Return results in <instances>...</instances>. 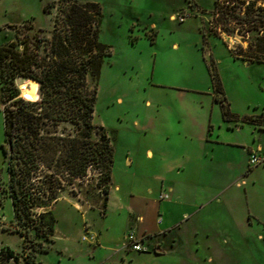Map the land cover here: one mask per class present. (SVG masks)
Returning <instances> with one entry per match:
<instances>
[{
    "label": "rangeland",
    "instance_id": "obj_1",
    "mask_svg": "<svg viewBox=\"0 0 264 264\" xmlns=\"http://www.w3.org/2000/svg\"><path fill=\"white\" fill-rule=\"evenodd\" d=\"M72 1L0 0V46L13 40L51 38L60 6L67 7ZM76 1L98 3L101 8L99 40L111 53L102 66L95 123L105 127L111 137L114 183L122 187V192L116 193L126 202L131 196L145 195L149 186L160 184L157 173L147 168L146 150L152 148L157 154L165 147L168 151L179 148V141L164 140L173 128L170 111L176 105L191 106L197 100H206L207 94H212L211 73L219 76L233 113L258 118V123L241 129L242 137L253 140L264 130V63L235 59L232 49L248 47L240 35L223 34V39L214 35L216 0ZM46 6L50 13L45 11ZM29 81L18 79L17 83L20 89L25 84L35 96L37 88ZM21 94L30 96L26 89H21ZM1 99L0 89V252L10 248L24 259L42 245L49 247L48 252H35L36 261L42 264H96L107 254L103 248L95 253L98 235L104 233L106 243L121 246L129 230L135 228L134 223L127 224L119 213L104 217L106 194L101 170L93 164L87 176L72 183L63 181L59 199L35 209L37 217L43 215L45 221L50 216L55 218L54 244L35 233L25 239L16 232L18 225L7 189ZM62 132L75 135L77 128L63 124L59 129ZM232 133L225 131L226 136ZM127 158L134 161L132 166L126 163ZM255 170L257 195L250 199L264 221V163ZM207 225L217 230L216 222ZM186 226L191 227L192 222ZM263 229L262 223L246 229L233 222L225 234L213 231L209 239L189 234L179 239L178 247L173 246V233L161 240L163 253L129 252L125 254L126 263L114 260L111 264H264V237H259ZM9 264L16 263L11 260Z\"/></svg>",
    "mask_w": 264,
    "mask_h": 264
},
{
    "label": "trees",
    "instance_id": "obj_2",
    "mask_svg": "<svg viewBox=\"0 0 264 264\" xmlns=\"http://www.w3.org/2000/svg\"><path fill=\"white\" fill-rule=\"evenodd\" d=\"M264 0H216L213 11L214 35L223 39L240 35L248 47L232 49L235 59L264 63ZM51 38L36 41L13 40L0 46V89L4 115V155L8 172V196L19 232L31 233L54 244L53 216L45 221L36 208L59 199L63 181L72 183L87 176L93 164L101 170L100 181L109 199L114 165L111 137L95 123L99 80L110 48L99 40L101 8L98 3L60 6ZM45 11L50 13V7ZM229 46V43L225 41ZM42 48L44 51H42ZM18 79L36 86V95L27 89L21 94ZM215 99L229 118V103L219 76L211 73ZM34 81V82H33ZM37 83V84H36ZM23 96V97H22ZM63 124L77 128L76 134L62 132ZM98 135V139L94 136ZM44 178V179H42ZM43 204V205H41ZM46 230V231H45ZM24 259L12 249L0 252V264H42L36 251Z\"/></svg>",
    "mask_w": 264,
    "mask_h": 264
},
{
    "label": "crops",
    "instance_id": "obj_3",
    "mask_svg": "<svg viewBox=\"0 0 264 264\" xmlns=\"http://www.w3.org/2000/svg\"><path fill=\"white\" fill-rule=\"evenodd\" d=\"M207 95L206 100H197L191 106L176 105L170 111L173 128L164 140L179 141V148L168 151L164 146L157 154L154 149L147 148V168L157 173L158 186H149L145 195L131 196V200L126 202L123 196L116 193H121L122 187L114 183L112 173L104 217L109 219L119 213L123 214L127 224L134 223L135 228L129 232L136 231L145 248L143 251L163 253L161 240L173 233V246L178 247L179 239L184 240L189 234L208 239L213 231L225 234L233 222L246 229L253 227L254 223L264 224L259 208L253 206L250 199L254 200L257 195L258 171L255 168L260 165L249 166L252 151L264 153V130L253 140L243 138L241 129L258 123V118L240 116L229 107V118L226 120L213 88L212 94ZM226 129L234 135L226 136ZM126 163L132 166L134 161L127 158ZM233 187L236 191L231 192ZM162 193L167 197L161 200ZM191 222V227L186 226ZM207 222H216L217 230L208 226ZM98 237L99 244L96 246L99 248L95 246V253L103 248L107 254L96 264H111L114 260L126 263L125 254L143 252L126 249L127 236L121 246L106 243L104 233ZM259 237H264V231Z\"/></svg>",
    "mask_w": 264,
    "mask_h": 264
},
{
    "label": "built area",
    "instance_id": "obj_4",
    "mask_svg": "<svg viewBox=\"0 0 264 264\" xmlns=\"http://www.w3.org/2000/svg\"><path fill=\"white\" fill-rule=\"evenodd\" d=\"M264 163V153L259 151H252L249 157V166L256 167ZM167 195L162 193L160 195V199H165ZM127 242L125 243V247L129 249H133L134 251H143L144 247L142 245V241L137 238L134 232H131L127 235Z\"/></svg>",
    "mask_w": 264,
    "mask_h": 264
}]
</instances>
